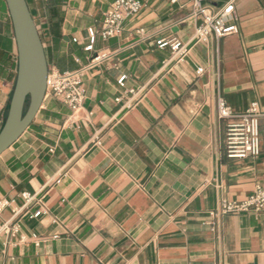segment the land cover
<instances>
[{"label": "crops", "instance_id": "0c3cea01", "mask_svg": "<svg viewBox=\"0 0 264 264\" xmlns=\"http://www.w3.org/2000/svg\"><path fill=\"white\" fill-rule=\"evenodd\" d=\"M114 1L27 0L49 71L106 57L87 69L80 109L47 91L0 155V203H8L0 225L24 207L19 235L0 236V264H264V217L210 216L221 200L264 186V0H234L228 23L239 31L207 42L194 38L200 17L190 16L192 0H142L121 35H98L87 51L89 29ZM162 38L186 44L187 54L160 47ZM18 70L0 0V132ZM220 97L235 114L257 104V157L226 155ZM24 192L33 196L27 204Z\"/></svg>", "mask_w": 264, "mask_h": 264}, {"label": "built area", "instance_id": "2783aa9c", "mask_svg": "<svg viewBox=\"0 0 264 264\" xmlns=\"http://www.w3.org/2000/svg\"><path fill=\"white\" fill-rule=\"evenodd\" d=\"M145 8L142 0H115L110 8L105 12L103 19L97 27L89 29L90 44L87 51H92L97 36L103 39L117 37L124 30V22L127 18L139 15ZM235 11L234 0H229L226 4L217 9H212L204 3V0H192V11L190 16L200 17L194 38L197 42H207L211 37L221 38L237 33L239 28L236 24H229L228 20ZM142 31V29L140 30ZM160 47L171 45L175 54L184 56L188 52L187 45L175 40L167 41L165 38L158 42ZM106 57L105 53H98L90 62L76 70L58 71L51 70L48 74V88L52 95L60 98L68 104L74 112L81 108L86 96L84 83L86 71L91 66L99 64ZM198 72H203V68H198ZM127 76L122 74L118 78V84L125 87ZM135 92V90H131ZM118 101L121 98H117ZM259 115L257 104L253 103L245 112L235 114L225 98L218 100V117L224 123L223 143L224 151L230 158L257 157L261 153V143L259 136ZM95 143H99V137L94 136ZM23 197L26 204L33 196L24 192ZM8 205L7 202L0 203V210ZM21 208H15L11 219L0 225V236H17L21 227ZM253 213L264 217V186L257 185L252 194L243 200L223 199L217 208L210 212V216H222L231 214ZM38 211L34 216H40Z\"/></svg>", "mask_w": 264, "mask_h": 264}, {"label": "water", "instance_id": "95a60500", "mask_svg": "<svg viewBox=\"0 0 264 264\" xmlns=\"http://www.w3.org/2000/svg\"><path fill=\"white\" fill-rule=\"evenodd\" d=\"M18 47L19 70L7 120L0 132V155L27 130L48 88L49 66L27 0H6Z\"/></svg>", "mask_w": 264, "mask_h": 264}, {"label": "trees", "instance_id": "16d2710c", "mask_svg": "<svg viewBox=\"0 0 264 264\" xmlns=\"http://www.w3.org/2000/svg\"><path fill=\"white\" fill-rule=\"evenodd\" d=\"M52 0H50V2H51Z\"/></svg>", "mask_w": 264, "mask_h": 264}]
</instances>
